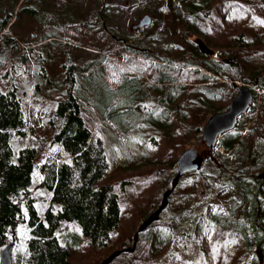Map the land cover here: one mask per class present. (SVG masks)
<instances>
[{
  "label": "trees",
  "instance_id": "16d2710c",
  "mask_svg": "<svg viewBox=\"0 0 264 264\" xmlns=\"http://www.w3.org/2000/svg\"><path fill=\"white\" fill-rule=\"evenodd\" d=\"M20 1L16 13L0 15V46L7 51L0 57V252L14 234V264H73L75 253L84 247L97 252L118 244L120 249L133 247L138 230L124 231L121 204L132 182L107 180L117 170L140 168L148 160L131 147L147 146L146 129L152 132L150 142L166 139L174 151L197 146L205 123L229 108L236 82L241 81L252 85L254 102L237 127L220 137L222 160L212 158L217 162L215 177L204 176L206 163H211L204 157L202 169L187 174L174 191L166 210L173 217L165 223L160 218L140 233L139 240L147 237L145 243L117 262L264 264V180L244 169L258 158L250 153L236 167L225 154L244 143L242 120L253 116L259 104L264 116V0H152L155 5L144 0L153 21L160 5L158 11L167 24L176 25L180 40L170 59L166 53L160 56L146 46L126 43V52L144 56L137 74L106 56L74 61L71 48H81L78 43L63 42L62 48L45 50L42 43L49 35L16 38L6 30L22 14L35 11L28 7L31 0ZM34 2L44 14L43 33L49 32V22L57 14L44 8L49 0ZM83 2L93 4L87 9L88 21L97 31L92 45L82 47L99 51L104 42L108 49L111 42L125 41L110 28L114 13L108 0ZM11 4L12 0L0 1V11L13 8ZM138 4L147 7L141 0ZM236 18L246 23L240 30L228 25ZM194 36L204 37L219 50V57L213 58L214 51L204 54L197 39H191ZM57 58L65 61L62 78L50 72ZM49 103L52 109L45 108L41 116L42 105ZM180 123L185 124L181 131ZM174 156H168L165 170L156 172L164 185L159 197L172 187L179 159ZM115 160L119 165L114 171ZM156 177L144 179L153 183ZM202 191L208 192L207 200L193 204L192 198ZM158 206L153 205L143 221ZM66 225L77 230H65Z\"/></svg>",
  "mask_w": 264,
  "mask_h": 264
},
{
  "label": "rangeland",
  "instance_id": "374dc122",
  "mask_svg": "<svg viewBox=\"0 0 264 264\" xmlns=\"http://www.w3.org/2000/svg\"><path fill=\"white\" fill-rule=\"evenodd\" d=\"M10 1L11 0H7V2ZM17 1L18 3L15 4L16 0L14 1V3L12 0L11 7L13 8L1 10L0 15L3 14L2 16H4L5 11L8 13L10 10H14V13H16L18 10L17 7H19L21 2L20 0ZM139 1L140 0H108L114 13V19L110 21V28L116 33L119 38L125 40L123 42L119 41V43L116 41L111 42V44L109 43L110 46L108 47V49H106L107 43L105 42L101 45L102 48H100L99 51L81 46H91V43H93V41L95 40L94 34L97 31V29H93L90 27L91 24L88 21L89 14L87 9L88 7L90 9L93 4L91 2H88V4H86L85 2H83V0L78 1L77 3L75 2V4H64L62 0H49V6H44V8L46 10L49 9L51 13L57 14V16L56 18H51V21L49 22V32L46 33H43L44 14L41 12L42 9H40L37 2L31 0L29 3L33 2V4H29L28 7H33L35 9V11L30 14L31 17L22 14L21 17L17 19L16 22L14 21L12 26H9V29H7L6 31L20 40H36L43 35H49V39L42 43V48L45 50L56 48L58 46L62 48V46L65 45L63 42H68L70 44L78 43L81 44V48H71V56L73 57L74 61L81 62L85 60L83 58H92L99 60L102 57L106 56L107 58L114 60L118 64L124 65L125 69H128L133 74H137L140 71L139 68H141V65L138 63V61L144 58V56H139L133 52H126L124 49V45L126 43L128 46H131L133 43L138 44V46H146V48L154 50L160 56H163V53H166V57L170 59L174 57V53H172L173 47L180 40L176 25L167 24L164 21L163 16L158 11L160 5L156 6V13H154L155 20L151 25L143 29L139 28L133 30L132 25L138 23L145 14H153L152 12L148 11L147 8L149 5L144 0L141 1L147 4V7L144 4H138ZM150 4L155 5V1L152 2L151 0ZM83 10H85V12ZM85 15H87L88 17ZM232 24H236L235 26L240 30L242 24L246 23L243 19L236 18L228 25ZM262 27L264 28V25ZM83 29H86L90 32V38L86 36V34L88 33H86V31ZM252 30L258 29L252 27ZM191 39L194 41L197 39V42L200 40L204 41L211 49H213L215 53L213 58L219 57V50L212 47L211 44H209L204 39V37L194 36ZM140 42L142 43L140 44ZM6 52L7 51L5 50V48L0 46V57L3 56V54ZM61 56L63 57V55ZM62 62L65 61H61L58 59L49 66L50 72L53 77L62 78L61 76H64L65 69L63 68ZM35 68L36 67L33 62L32 69ZM143 77L147 76L143 75ZM236 83L238 86L237 93L239 90V86L249 87V85L242 83L241 81H237ZM251 86L252 85H250V87ZM52 107L53 104L49 103L47 104V107L45 104H43L41 107L43 110L40 111V115L42 116L44 114L45 108L52 109ZM261 109L262 107L259 104L253 116H249L244 121L242 120V123L245 125V129L243 131L244 143L241 145V147L225 154L230 157V162L233 166L240 167L242 162L244 161L243 159L247 158L250 153L255 152V157L258 158L257 162L255 163V165L245 164L244 169L246 170L248 175L256 174L264 180V116ZM184 125L185 124L180 123V127H178V130L181 131L182 129H184ZM149 131V129H146L144 130L143 134L145 139L149 140V142H147V146L143 145V143H136L134 145H131L132 150L136 152H142V155L143 153H145V156H148V160L144 161L143 166H141L140 168L124 171L117 170L116 173L107 180L108 183H118L124 180H129L132 182L127 185L126 189L121 195V204L123 207V226L126 233H134L136 230H138L140 224L143 221L144 214L150 212L153 205L157 204L158 206L161 203L162 195L161 197H159L158 193L159 187L161 189V186L163 187L164 185L162 184V179L158 181L156 172L157 170H165V168L170 165L169 161L166 162V160H169L171 158L168 156H170L172 153H175L174 159H176L181 156L182 150L184 151L185 149V147H181L179 149L177 148L174 151L173 146H171L172 143L162 138H155L152 139L154 140L153 142H150L151 134L149 133ZM40 138L41 137H38V139ZM192 147L196 148L203 156L205 155L204 157L211 162L206 163L208 165L207 167H204L205 169H203V172H206V174L204 173V176L208 175V178L213 179L216 172L213 162L217 164V162H220L222 160L220 153H223V148L218 147V144L213 149L207 148L205 143L203 142L202 134L201 138L198 140L197 146L194 145L190 146L189 148ZM119 155H124V153H121ZM119 155L115 154V157H118ZM213 157L217 162L212 159ZM115 161L116 163L112 161V168L114 171L119 165L118 160ZM148 176L152 178L156 177L155 182H146L144 178ZM195 177L198 178L196 175ZM39 184L40 179L37 177L35 183V192L37 193V195H39ZM207 198L208 192L202 191V193L200 192L197 196L195 195L192 198V203L195 204L198 201L204 202L207 200ZM150 204L152 205L149 206ZM172 217L173 212L169 210L162 215L160 221H162V223H165L168 222ZM65 230H77V228L73 225H66ZM146 240L147 237L143 236L142 238H140L138 245L142 246ZM120 248L121 246L120 244H118L112 247L109 251L97 252L95 250L89 249L88 247H84L80 253H75L73 257V264H101V262L106 257ZM117 260L114 264H116ZM117 264H122V261L117 262Z\"/></svg>",
  "mask_w": 264,
  "mask_h": 264
},
{
  "label": "water",
  "instance_id": "95a60500",
  "mask_svg": "<svg viewBox=\"0 0 264 264\" xmlns=\"http://www.w3.org/2000/svg\"><path fill=\"white\" fill-rule=\"evenodd\" d=\"M1 1V0H0ZM153 17L146 14L140 21L132 25L136 30L151 25ZM201 51L211 54L212 49L202 40L198 41ZM257 82L253 83L255 87ZM254 102V92L248 86H239L237 95L230 102L228 110L213 114L203 126L202 138L206 147L213 149L218 144L220 137L234 130L242 115L246 114ZM204 156L194 147L185 150L177 161V171L172 180V187L162 196L161 204L156 208L139 226L138 233L134 237V245L130 248L118 249L106 257L101 264H114L115 261L124 253H133L139 242V234L148 232L157 222L161 215L168 209L171 197L180 184L181 180L190 173L198 172L202 169ZM16 247L15 234L12 241L7 244L0 252V264H14V251Z\"/></svg>",
  "mask_w": 264,
  "mask_h": 264
}]
</instances>
